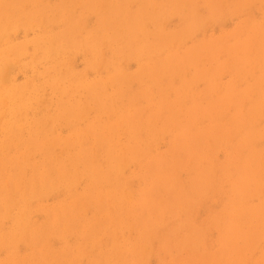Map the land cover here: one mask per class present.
Returning <instances> with one entry per match:
<instances>
[{"label": "rangeland", "instance_id": "rangeland-1", "mask_svg": "<svg viewBox=\"0 0 264 264\" xmlns=\"http://www.w3.org/2000/svg\"><path fill=\"white\" fill-rule=\"evenodd\" d=\"M0 66V264H264V0H0Z\"/></svg>", "mask_w": 264, "mask_h": 264}, {"label": "bare ground", "instance_id": "bare-ground-1", "mask_svg": "<svg viewBox=\"0 0 264 264\" xmlns=\"http://www.w3.org/2000/svg\"><path fill=\"white\" fill-rule=\"evenodd\" d=\"M192 3H193V2H192ZM1 9H2V8H1ZM169 12H170V11H169ZM171 14H172V13H171ZM115 15H117V14L115 13ZM119 15H120V14H119ZM167 16H168V15H167ZM2 17H3V16H2ZM162 17H163V16H162ZM116 18H117V17H116ZM133 20H134V19H133ZM22 22H23V21H22ZM135 22H136V23H135V25H136L135 28H136L137 25L139 24V22H137L136 20H135ZM132 23H133V22H132ZM137 23H138V24H137ZM116 24H117V21H116ZM133 25H134V23H133ZM192 25H193V24H192ZM194 25H195V24H194ZM194 25H193V26H194ZM197 25H198V24H197ZM192 28H193V27H192ZM194 28H195V27H194ZM136 29H138V27H137ZM190 29H191V28H190ZM129 30H132V29L129 28L128 31H129ZM107 32H108V31H107ZM129 32H130V31H129ZM102 35H103V34H102ZM157 40H158V39H157ZM159 42H160V41H159ZM109 43H110V42H109ZM56 47H57V46H56ZM209 51L211 52L210 49H209ZM92 52L94 53V51H92ZM207 53H208V52H207ZM211 55H212V53H211ZM175 59H176V58H175ZM178 59H179V57H178ZM180 62H181V61H180ZM172 63H173V62H172ZM163 64H164V63H163ZM173 64H174L173 67H175L176 62H174ZM173 64H172V65H173ZM177 64H178V60H177ZM4 66H5V65H4ZM162 66H163V65H162ZM177 66L179 67V65H176L175 68H177ZM0 67H1V66H0ZM112 68H113V67H112ZM113 70H114V69H113ZM173 70H174V69H173ZM168 71H170V70H167L166 72H168ZM169 73H170V72H169ZM150 74H151V73H150ZM111 76H112V75H111ZM165 76H168V73H167V75L165 74ZM145 77H147V76H145ZM168 77H170V76H168ZM147 78H148V77H147ZM164 78H165V77H164ZM150 79H151V78H150ZM120 81H122V80H120ZM117 85H118V84H117ZM86 87H87V86H86ZM159 87H161V86H159ZM17 89H18V88H16V91H18ZM97 89H98V88H97ZM117 89H118V88H117ZM12 90H13V89H12ZM3 91H4V90H3ZM103 91L105 92L106 90H103ZM8 93H9V92H8ZM91 93H92V92H91ZM15 94H16V93H15ZM87 94H88V92H87ZM19 98H20V97H19ZM93 98H94V97H93ZM15 99H16V96H15ZM101 99H102V98H101ZM124 99H126V98H124ZM88 100H89V99H88ZM16 101H17V100H16ZM174 102H175V101H174ZM195 102H196V101H195ZM89 103H90V102H89ZM114 103H115V102H114ZM171 104H172V103H171ZM166 105H167V104H166ZM194 105H195V104H194ZM111 106H112V105H111ZM126 106H127V104H126ZM67 107H68V106H67ZM164 107H165V105H164ZM166 107H167V106H166ZM92 108H93V107H92ZM170 108H171V107H170ZM115 109H116V108H115ZM219 109H220V108H219ZM164 110H165V108H164ZM203 110H204V109H202L201 114H203V113H202ZM20 113H21V112H20ZM152 113H153V112H152ZM100 114H101V112L99 113V115H100ZM104 114H106V113L104 112ZM121 114H122V113H121ZM211 114H212V112H211ZM217 114H219V113H217ZM20 115H21V114H20ZM126 115H127V114H126ZM130 115H131V114H130ZM194 115H195V114H194ZM212 115H213V114H212ZM13 116H14V115H13ZM13 116H12V117H13ZM101 116H102V115H101ZM101 116H100V117H101ZM110 116H111V115H110ZM170 116H171V115H170ZM207 116H210V117H211L210 114L207 115ZM107 117H108V116H107ZM121 117H122V116H121ZM196 117H197V116H196ZM119 118H120V117H119ZM119 118H118V119H119ZM130 118H131V117H130ZM130 118H129V119H130ZM120 120H121V119H120ZM127 120H128V119H127ZM133 120H134V119H133ZM202 120H203V119H202ZM217 120H218V119H217ZM121 121H122V120H121ZM121 121H118V123L121 122ZM129 121H130V120H129ZM214 121H215V120H214ZM133 122H134V121H133ZM195 122H196V121H195ZM94 123H95V122H94ZM97 123H98V122H97ZM126 123H127V122H126ZM135 123H136V122H135ZM214 123H215V122H214ZM218 123H219V122H218ZM106 124H107V123H106ZM127 124H129V123H127ZM170 124H171V123H170ZM180 124H181V123H180ZM90 125H92V124H90ZM94 125H95V124H93V127H95ZM125 125H126V124H125ZM137 125H138V124H137ZM146 125H147V124H146ZM88 126H89V125H88ZM110 127H111V125H110ZM130 127H131V126H130ZM196 127H197V125H196ZM87 128H88V127H87ZM89 128H90V127H89ZM121 128H122V127H121ZM126 128H129V127L127 126ZM145 128H146V126H145ZM180 128H181V127H180ZM104 129H105V128H104ZM104 129H103V130H104ZM108 129H109V126H108L107 129H106L107 134H109V132H110V131L108 132ZM110 129H111V128H110ZM110 129H109V130H110ZM196 129H197V128H196ZM87 130H88V129H87ZM90 130H91V129H90ZM94 130H95V129H94ZM94 130H93V131H94ZM128 130H129V129H128ZM203 130H204V128H203ZM210 130H211V129H210ZM11 131H13V130H11ZM11 131H9V132H11ZM93 131H92V132H93ZM106 131H105V132H106ZM124 131H125V130H124ZM205 131H206V130H205ZM214 131H215V130H214ZM44 132H45V131H44ZM101 132H103V131H101ZM146 132H147V131H146ZM189 132H190V131H189ZM192 132H193V131H192ZM215 132H216V131H215ZM215 132H214V134H215ZM13 133H14V132H13ZM87 133H88V132H87ZM90 133H91V132H90ZM90 133H89V134H90ZM119 133H120V132H119ZM131 133H132V131H131ZM182 133H185V132H182ZM190 133H191V132H190ZM190 133H189V134H190ZM201 133H202V132H201ZM209 133H210V132H209ZM101 134H102V133H101ZM101 134H100V135H101ZM105 134H106V133H104V136H102V137H105ZM107 134H106V135H107ZM122 134H123V133H122ZM180 134H181V133H180ZM187 134H188V133H187ZM191 134H192V133H191ZM211 134H213V133L211 132ZM40 135H41V134H40ZM90 135H91V134H90ZM92 135L95 136V134H93V133H92ZM98 135H99V134H98ZM113 135H115V133H114ZM15 136H16V134H15ZM120 136H121V135H120ZM194 136H195V135H194ZM194 136H191V137H192V138H195ZM11 137H12V136H11ZM100 137H101V136H100ZM106 137H107V136H106ZM109 137H110V136H109ZM186 137H187V136H186ZM32 138H33V137H32ZM95 138H96V137H95ZM127 138H128V137H127ZM183 138H184V137H183ZM198 138H199V137H198ZM97 139H98V138H97ZM103 139H104V138H103ZM105 139H106V138H105ZM172 139H173V138H172ZM184 139H185V138H184ZM187 139L189 140L188 137H187ZM187 139H186V140H187ZM202 139H203V138H202ZM205 139H206V138H205ZM28 140H30V139H28ZM93 140H94V139H93ZM128 140H129V139H128ZM136 140H137V139H136ZM190 140H191V139H190ZM104 141H105V140H104ZM114 141H115V140H114ZM137 141H138V140H137ZM192 141L195 142L196 140L193 139ZM192 141H191V142H192ZM199 141H200V140H199ZM201 141H202V140H201ZM21 142H22V141H21ZM182 142H183V141H182ZM185 142H186V141H185ZM29 143H32V142H29ZM99 143H100V142H99ZM99 143H98V144H99ZM101 143H102V142H101ZM113 143H114V142H113ZM134 143H135V142H134ZM171 143H172V142H171ZM187 143H188V142H187ZM192 143H193V142H192ZM197 143H198V141H197ZM107 144H108V143H107ZM115 144H117V143L115 142ZM188 144H189V143H188ZM194 144L196 145V143H194ZM36 145H37V144H36ZM79 145H80V144H79ZM81 145H82V144H81ZM81 145H80V146H81ZM86 145H88V144H86ZM86 145H85V146H86ZM90 145H91V144H90ZM99 145H100V144H99ZM123 145H124V144H123ZM185 145H187V144H185ZM195 145H194V146H195ZM10 146H11V145H10ZM83 146H84V145H83ZM129 146H130V145H129ZM145 146H146V145H145ZM192 146H193V145H192ZM192 146H191V147H192ZM14 147H15V146H14ZM30 147H31V146H30ZM107 147H108V146H107ZM110 147H112V146L109 145V148H110ZM117 147H118V146H117ZM172 147H173V146H172ZM188 147H189V146H188ZM197 147H198V146H197ZM101 148H102V146H101ZM101 148H100V149H101ZM139 148H140V147H139ZM189 148H190V147H189ZM32 149H33V148H32ZM46 149H47V148H46ZM46 149H45V150H46ZM69 149H70V148H69ZM92 149H93V147H92ZM106 149H107V148H106ZM187 149H188V148H187ZM194 149H195V148H194ZM37 150H38V149H37ZM60 150H61V149H60ZM63 150H64V149H63ZM75 150H76V149H75ZM109 150H110V149H109ZM109 150H108V151H109ZM144 150H146V149H144ZM183 150H184V149H183ZM188 150H189V149H188ZM192 150H193V147H192ZM47 151H48V150H47ZM102 151H103V149H102ZM112 151H113V150H112ZM117 151H118V149H117ZM146 151H148V150H146ZM189 151H190V150H189ZM58 152H59V150H58ZM92 152H93V151H92ZM92 152H91V153H92ZM120 152H121V151H120ZM120 152H119V153H120ZM132 152H133V151H132ZM137 152H138V150H137ZM184 152H185V151H184ZM60 153H61V151H60ZM71 153H72V152H71ZM113 153H114V152H113ZM121 153H123V152H121ZM128 153H129V152H128ZM173 153H174V152H173ZM181 153H182V152H181ZM41 154H42V153H41ZM51 154H52V152H51ZM87 154H88V153H87ZM111 154H112V153H111ZM115 154H116V153H114V155H115ZM117 154H118V153H117ZM117 154H116V155H117ZM142 154H143V153H142ZM182 154H183V153H182ZM189 154H190V153H189ZM60 155H61V154H59V156H60ZM114 155H113V156H114ZM119 155H120V154H119ZM131 155H133V154H131ZM131 155H130V156H131ZM145 155H146V154H145ZM171 155H172V154H171ZM48 156H49V155H48ZM48 156H47V157H48ZM54 156H55V155H54ZM62 156H64V155H62ZM111 156H112V155H111ZM86 157H87V156H86ZM187 157H189V156H187ZM72 158H73V157H72ZM112 158H113V157H112ZM128 158H130V157H128ZM136 158H137V157H136ZM150 158H151V157H150ZM92 159H94V158H92ZM123 159H125V158L123 157ZM130 159H131V158H130ZM133 159H135V158H133ZM13 160H14V159H13ZM52 160H53V159H52ZM121 160H122V157H121ZM131 160H132V159H131ZM135 160H136V159H135ZM141 160H142V159H141ZM6 161H8V160L5 159L4 162H6ZM48 161H49V160H48ZM48 161H47V162H48ZM65 161H66V160H65ZM95 161H96V160H95ZM104 161H106V160H104ZM132 161H133V160H132ZM165 161H166V160H165ZM8 162H10V161H8ZM36 162H38V161H36ZM42 162H44V161H42ZM78 162H79V161H78ZM96 162H97V161H96ZM137 162H138V161H137ZM148 162H149V161H148ZM163 162H164V161H163ZM179 162H180V161H179ZM247 162H248V161H247ZM2 163H3V162H2ZM16 163H17V162H16ZM25 163H26V162H25ZM32 163H33V162H32ZM48 163H49V162H48ZM80 163H81V162H80ZM88 163H89V162H88ZM91 163H92V162H91ZM126 163H127V161H126ZM161 163H162V162H161ZM243 163H244V162H243ZM3 164H4V163H3ZM18 164H19V163H18ZM20 164H21V163H20ZM30 164H31V163H30ZM38 164H39V163H38ZM44 164H45V163H44ZM84 164H85V163H84ZM110 164H111V163H110ZM110 164H109V165H110ZM118 164H123V162L118 163ZM149 164H150V162H149ZM163 164H164V163H163ZM163 164H161V165L164 166ZM245 164H246V163H245ZM1 165H2V164H1ZM7 165H8V164H7ZM7 165H6V166H7ZM14 165H15V163H14ZM21 165H22V164H21ZM24 165H25V164H24ZM24 165H23V166H24ZM26 165H27V164H26ZM85 165H86V164H85ZM88 165H89V164H88ZM88 165H86V166H88ZM92 165H94V164H92ZM111 165H112V164H111ZM144 165H145V163H144ZM153 165H154V164H153ZM159 165H160V164H159ZM4 166H5V165H4ZM8 166H9V165H8ZM15 166H17V165H15ZM31 166H32V168H33V165H31ZM31 166H30V167H31ZM37 166H38V165H37ZM86 166H84V167H85V168H84L85 170H86V168H87ZM122 166H123V165H122ZM162 166H161V167H162ZM165 166H166V163H165ZM241 166H242V165H241ZM10 167H11V166H10ZM10 167H9V168H10ZM92 167L95 168L94 166H91V168H92ZM117 167H119V166H117ZM120 167H121V165H120ZM124 167H125V166H124ZM161 167H160V168H161ZM16 168H17V167H16ZM26 168H27V167H26ZM60 168H61V167H60ZM121 168H122V167H121ZM170 168H172V167H170ZM23 169H24V168H23ZM58 169H59V168H58ZM61 169H62V168H61ZM82 169H83V168H82ZM119 169H120V168H119ZM119 169H118V170H119ZM157 169H158V168H157ZM157 169H156V170H157ZM161 169H163V167H162ZM161 169H160V170H161ZM12 170H13V169H12ZM28 170H29V169H28ZM74 170H76V168H75ZM74 170H73V171H74ZM79 170H80V169H79ZM87 170H88V169H87ZM103 170H104V169H103ZM123 170H124V169H123ZM123 170H121V171H123ZM143 170H144V169H143ZM143 170H142V171H143ZM150 170H151V169H150ZM166 170H167V169H166ZM6 171H7V170H6ZM17 171H18V170H17ZM47 171H48V170H47ZM56 171H57V170H56ZM147 171H148V170H147ZM162 171H163V170H161L160 172H162ZM0 172H1V171H0ZM14 172H15V171H14ZM31 172H32V171H31ZM41 172H42V169H41ZM57 172H58V171H57ZM71 172H72V171H71ZM82 172H83V170H82ZM85 172H86V171H85ZM91 172H92V171H91ZM99 172H100V171H99ZM111 172H112V171H111ZM149 172H150V171H149ZM243 172H244V171H243ZM17 173H18V172H17ZM23 173H24V172H23ZM44 173H45V172H44ZM46 173H47V172H46ZM65 173H66V172H65ZM74 173H75V172H74ZM114 173H115V172H114ZM120 173H121V172H120ZM120 173H119V174H120ZM147 173H148V172H147ZM163 173H164V172H163ZM163 173H162V174H163ZM174 173H175V172H174ZM8 174H9V173H8ZM11 174H12V173H11ZM24 174H25V173H24ZM40 174H41V173H40ZM47 174H48V173H47ZM51 174H52V173H51ZM61 174H62V173L57 174V175H59L58 178H60ZM91 174H92V173H91ZM94 174H96L95 171H94ZM100 174H101V173H100ZM102 174H103V173H102ZM112 174H113V173H112ZM143 174H144V173H143ZM65 175H66V174H65ZM77 175H78V174H76V176H77ZM158 175H159V172H158ZM170 175H171V174H170ZM1 176H2V175H1ZM41 176H43V174L40 175L39 178H42ZM45 176H46V175H45ZM81 176H82V174L80 175V177H81ZM87 176H88V175H86V177H87ZM91 176H92V175H91ZM145 176H146V175H145ZM155 176H156V175H155ZM243 176H244V175H243ZM243 176H242V177H243ZM48 177H49V176H48ZM115 177H116V176H115ZM119 177H120V176H119ZM142 177H143V176H142ZM163 177H164V176H163ZM6 178H7V177H6ZM10 178H11V177H10ZM16 178H17V177H16ZM20 178H21V177H20ZM32 178H33V177H32ZM39 178H38V179H39ZM44 178H46V177H44ZM49 178H50V177H49ZM49 178H48V179H49ZM55 178H57V177H55ZM82 178H84V177H81V179H82ZM104 178H106V177H104ZM139 178H140V177H139ZM156 178H158V176H156ZM164 178H165V177H164ZM169 178H170V177H169ZM173 178H175V176H174ZM195 178H196V177H195ZM243 178H244V177H243ZM21 179H22V178H21ZM67 179H68V178H67ZM70 179H71V178H70ZM88 179L90 180L89 177H88ZM92 179H95V178H92ZM98 179H99V178H98ZM98 179H97V180H98ZM117 179H118V178H117ZM121 179H122V178H121ZM137 179H138V178H137ZM145 179H146V178H145ZM150 179H151V178H150ZM15 180H16V179H15ZM42 180H43V179H42ZM46 180H47V179H46ZM49 180H50V179H49ZM58 180H59V179H58ZM65 180H66V179H65ZM78 180H79V179H78V176H77V181H78ZM97 180H94V181H97ZM135 180H136V179H135ZM141 180H142V179H141ZM153 180H154V179H153ZM159 180H160V179H159ZM159 180L157 179V180H155V181H157L158 184H159V183H160ZM194 180H195V179H194ZM22 181H24V183H25L26 180H22ZM22 181H21V182H22ZM40 181H41V180H40ZM47 181H48V180H47ZM53 181H54V180H53ZM71 181H72V180H70V182H71ZM101 181H102V180H101ZM151 181H152V180H151ZM38 182H39V181H38ZM44 182H45V181H44ZM44 182H43V183H44ZM50 182H52V180H51ZM65 182H66V181H65ZM70 182H68V183H70ZM103 182H104V181H103ZM108 182H109V181H108ZM110 182H111V181H110ZM122 182H124V181H122ZM125 182H126V181H125ZM147 182H148V181H147ZM5 183H6V180H5ZM13 183H14V182H13ZM26 183H27V182H26ZM75 183H76V181H75ZM105 183H106V182H105ZM153 183H154V182H153ZM155 183H156V182H155ZM161 183H163V182H161ZM174 183H175V182H174ZM228 183H229V182H228ZM3 184H4V183H3ZM6 184H7V183H6ZM10 184H11V183H10ZM14 184H15V183H14ZM17 184H18V183H17ZM17 184H16V185H17ZM52 184H53V183H52ZM64 184H65V183H64ZM73 184H74V183H73ZM73 184H72V185H73ZM98 184H99V183H98ZM103 184H104V183H103ZM118 184H119V183H118ZM126 184H127V183H126ZM126 184H125V185H126ZM143 184H144V183H143ZM150 184H151V182H150ZM166 184H167V183H166ZM245 184H246V183H245ZM22 185L24 186L23 183H22ZM34 185H35V184H34ZM45 185H46V184H45ZM53 185H54V184H53ZM57 185H58V184H57ZM59 185H60V184H59ZM59 185H58V186H59ZM164 185H165V184H164ZM164 185H163V186H164ZM168 185H169V184H168ZM172 185L174 186V184H172ZM172 185H171V186H172ZM235 185H236V184H235ZM2 186H3V185H2ZM6 186H7V185H6ZM8 186H9V183H8ZM20 186H21V185H20ZM20 186H19V187H20ZM29 186H30V185H29ZM36 186H37V185H36ZM39 186H40V185H39ZM64 186H65V185H64ZM98 186H99V185H98ZM126 186H127V185H126ZM151 186H152V185H151ZM151 186H150V187H151ZM160 186H162V185H160ZM163 186H162V187H163ZM166 186H167V185H166ZM171 186H170V187H171ZM236 186H237V185H236ZM238 186H239V185H238ZM3 187H4V186H3ZM13 187H14V185H13ZM34 187H35V186H34ZM50 187H51V186L49 185V188H50ZM66 187H68V186H66ZM84 187H85V186H84ZM86 187H87V186H86ZM124 187H125V186H124ZM158 187H159V186H158ZM1 188H2V187H1ZM6 188H7V187H6ZM15 188H16V187H15ZM23 188H24V187H23ZM31 188H32V187H31ZM31 188H30V189H31ZM40 188H41V187H40ZM53 188H54V187H53ZM73 188H74V187H73ZM87 188H88V187H87ZM93 188H94V187H93ZM159 188H160V187H159ZM163 188L165 189V187H163ZM163 188H161V189H163ZM166 188H167V187H166ZM171 188H173V187H171ZM9 189H11L10 186H9ZM20 189H21V188H20ZM42 189H43V188H42ZM50 189H51V188H50ZM100 189H101V188H100ZM147 189H148V188H147ZM157 189H158V188H157ZM164 189H163V191H164ZM218 189H219V188H218ZM4 190H5V189H4ZM126 190H127V189H126ZM148 190H149V189H148ZM23 191H24V189H23ZM47 191H48V189H47ZM79 191H80V190H79ZM163 191H162V192H163ZM6 192H7V191H6ZM14 192H15V191H14ZM18 192H19V191H18ZM34 192H35V191H34ZM38 192H39V191H38ZM44 192H45V191H44ZM122 192H124V191H122ZM156 192H157V191H156ZM172 192H173V191H172ZM202 192H203V191H202ZM232 192H233V191H232ZM40 193H41V192H40ZM100 193H101V192H100ZM150 193H151V192H150V190H149V194H150ZM170 193H171V191H170ZM23 194H25V193H23ZM46 194L48 195L49 193H46ZM75 194H76V193H75ZM82 194H83V193H82ZM107 194H110V193H107ZM111 194H112V193H111ZM146 194H147V193H146ZM158 194H159V193H158ZM158 194H157V196H158ZM161 194H162V193H161ZM202 194H203V193H202ZM6 195H7V194H6ZM32 195H33V191H32ZM68 195H69V194H68ZM102 195H103V194H102ZM150 195H151V194H150ZM8 196H10L9 193H8ZM15 196H16V195H15ZM39 196H40V194H39ZM80 196H81V195H80ZM96 196H97V195H96ZM96 196H95V197H96ZM127 196H128V195H127ZM140 196H141V195H140ZM142 196H143V195H142ZM144 196H145V195H144ZM153 196H155V195H153ZM174 196H175V195H174ZM198 196H199V195H197L196 198H198ZM3 197H5V196H3ZM18 197H20V196H18ZM47 197H48V196H47ZM76 197H77V196H76ZM81 197H82V196H81ZM85 197H86V195H85ZM99 197H100V196H99ZM101 197H102V196H101ZM105 197H106V193H105ZM123 197H125V196H123ZM160 197H161V196H160ZM8 198H9V197H8ZM8 198H6V199H8ZM32 198H33V196H32ZM128 198H129V197H128ZM128 198H127V200H128ZM143 198H144V197H143ZM4 199H5V198H3L2 200H4ZM6 199H5V200H6ZM24 199H25V198H24ZM99 199H101V198H99ZM107 199H108V198H107ZM109 199H110V197H109ZM124 199H125V198H124ZM140 199H142V198H140ZM228 199H229V198H228ZM63 200H64V199H63ZM74 200H75V199H74ZM77 200H78V199H77ZM79 200H80V199H79ZM90 200H91V199H90ZM105 200H106V198H105ZM117 200H118V199H117ZM122 200H123V199H122ZM145 200H146V196H145ZM147 200H148V199H147ZM158 200H160V199H158ZM177 200H178V199H177ZM192 200H193V199H192ZM231 200H233V199H231ZM19 201H20V198H19ZM22 201H23V200H22ZM30 201H31V199H30ZM75 201H76V200H75ZM92 201H93V200H92ZM94 201H95V198H94ZM97 201H98V200H97ZM100 201H102V199H101ZM100 201H99V203H101ZM110 201H111V200H110ZM124 201H126V200H124ZM124 201H123V202H124ZM173 201H174V200H173ZM195 201H197V200H195ZM3 202H4V201H3ZM14 202H15V201H14ZM16 202H17V201H16ZM16 202H15V203H16ZM25 202H26V201H25ZM39 202H40V201H39ZM82 202H83V201H82ZM84 202H85V201H84ZM84 202H83V203H84ZM146 202H147V201H146ZM174 202H175V201H174ZM5 203H7V201H5ZM52 203H53V201H52ZM90 203H91V202H90ZM92 203H93V202H92ZM94 203H95V202H94ZM119 203H120V202H119ZM141 203H142V202H141ZM147 203H149V202H147ZM150 203H151V202H150ZM182 203H183V202H182ZM13 204H14V203H13ZM75 204H77V203H75ZM95 204H96V203H95ZM103 204H104V203H103ZM122 204H123V203H122ZM134 204H136L135 201H134ZM169 204H170V203H169ZM177 204H178V203H177ZM180 204H181V203H180ZM180 204H179V205H180ZM4 205H5V204H4ZM41 205H42V203H41ZM59 205H60V204H59ZM85 205H87V204H84V206H85ZM98 205H99L98 207H100V204H98ZM104 205H105V204H104ZM118 205H119V204H118ZM137 205H138V204H137ZM139 205H140V204H139ZM145 205H146V204H145ZM150 205H152V204H150ZM154 205H155V203H153V206H154ZM162 205H163V204H162ZM11 206H13V205H11ZM11 206H10V207H11ZM38 206H39V205H38ZM43 206H44V205H43ZM51 206H53V205H51ZM74 206H75V205H74ZM77 206H79V202H78V205H77ZM77 206H75V207H77ZM108 206H109V204H108ZM132 206L135 207L136 205H135V206L132 205ZM153 206H152V208H153ZM164 206H165L164 208H166V205H164ZM183 206H184V205H183ZM183 206H181V208H182ZM35 207H36V206H35ZM45 207H46V206H45ZM59 207H61V206H59ZM71 207H72V205H71ZM109 207H110V206H109ZM118 207H119V206H118ZM118 207H116V209H117ZM127 207H128V206H127ZM130 207H131V206H130ZM136 207H137V206H136ZM169 207H170V205H169ZM169 207H168V209H169ZM240 207H241V206H240ZM4 208H5V207H4ZM6 208H7V207H6ZM38 208H39V207H38ZM50 208H51V207H50ZM78 208L82 211V212H81V211L78 212V211H79V210H78V211H77L78 214H79V213H82V214H83L85 211L82 210V209H84V208L86 209V208H88V206H86V207H84V208L81 209V205H80ZM107 208H108V207H107ZM149 208L151 209V207H149ZM7 209H9V207H8ZM18 209H19V208H18ZM21 209H22V208H21ZM36 209H37V208H36ZM41 209H42V208H41ZM41 209H40V210H41ZM58 209H59V208H58ZM66 209H67V207H66ZM68 209H69V208H68ZM72 209H73V208H72ZM125 209H127V208H125ZM125 209H124V210H125ZM129 209H132V208H129ZM141 209H142V208H141ZM141 209H140V210H141ZM143 209H144V208H143ZM156 209L159 210L158 208H156ZM160 209H161V207H160ZM170 209H171V208H170ZM174 209H175V208H174ZM69 210H70L69 212H71V209H69ZM96 210H98V209H96ZM109 210H110V208H109ZM114 210H115V209H114ZM145 210H146V209H145ZM248 210H249V209H248ZM6 211H7V210H6ZM8 211H10V210H8ZM49 211H50V210H49ZM61 211H63V210H61ZM64 211H65V210H64ZM64 211H63L62 214H63V215H64V214H67V213L64 212ZM72 211H73V210H72ZM75 211H76V210H75ZM83 211H84V212H83ZM116 211H117V210H116ZM147 211H148V210H147ZM149 211H150V210H149ZM169 211H171V210H169ZM178 211H179V210H178ZM187 211H188V210H187ZM22 212H24V209L22 210ZM36 212H37V210H36ZM42 212H43V211H42ZM73 212H74V211H73ZM99 212H100V211H99ZM111 212H112V211H111ZM111 212H110V213H111ZM118 212H119V211H118ZM132 212H133V211H132ZM150 212H151V211H150ZM182 212H183V211H182ZM255 212H256V211H255ZM6 213H7V212H6ZM8 213H9V212H8ZM18 213H19V212H18ZM28 213H29V212H28ZM34 213H35V212H34ZM34 213H33V214H34ZM39 213H40V212H39ZM172 213H173V212H171V214H172ZM237 213H238V212H237ZM22 214H23V213H22ZM35 214H36V213H35ZM41 214H43V213H41ZM46 214H47V213H46ZM70 214H71V213H70ZM74 214H75V212L73 213V215H74ZM76 214H77V213H76ZM76 214H75V217H76ZM131 214H132V213H131ZM131 214H130V216H131ZM150 214H151V213H150ZM152 214H153V213H152ZM160 214H161V213H160ZM166 214H167V213H166ZM246 214H247V211H246ZM3 215H4V214H3ZM84 215H85V214H84ZM106 215H109V214H106ZM119 215H120V214H119ZM133 215H134V212H133ZM133 215H132V216H133ZM135 215H136V214H135ZM162 215H163V214H162ZM13 216H14V215H13ZM24 216H25V215H24ZM55 216H56V215H55ZM94 216H95V215H94ZM96 216H97V215H96ZM102 216H103V215H102ZM122 216H123V215H122ZM130 216H129V217H130ZM165 216H166V215H165ZM3 217H4V216H3ZM21 217H22V216H21ZM52 217H53V216H52ZM65 217H66V215H65ZM65 217H64V218H65ZM67 217H68V216H67ZM77 217H80V216L78 215ZM81 217H82V215H81ZM81 217H80V218H81ZM83 217H84V216H83ZM112 217H113V216H112ZM135 217H136V216H135ZM148 217H149V216H148ZM151 217H153V215H152ZM158 217H159V215H158ZM187 217H188V216H187ZM70 218H72V216H71ZM86 218H87V217H86ZM109 218H110V217H109ZM113 218H114V217H113ZM131 218H133V217H131ZM139 218H140V217H139ZM165 218H166V217H165ZM170 218H171V217H170ZM183 218H184V217H183ZM2 219H3V218H2ZM4 219H5V218H4ZM6 219H7V218H6ZM19 219H20V217H19ZM21 219H22V218H21ZM56 219H57V218H56ZM65 219H66V218H65ZM76 219H77V218H76ZM133 219H134V218H133ZM133 219H132V220H133ZM162 219H163V218H162ZM175 219H176V218H175ZM52 220H53V218H52ZM57 220H58V219H57ZM78 220H79V219H78ZM82 220H83V219H82ZM110 220L112 221L111 218H110ZM113 220H115V219H113ZM134 220H135V219H134ZM153 220H154V219H153ZM15 221H16V220H15ZM15 221H14V222H15ZM21 221H22V220H21ZM72 221H73V220H72ZM105 221H106V219H105ZM120 221H121V220H120ZM126 221H127V220H126ZM130 221H131V220H130ZM135 221H136V220H135ZM154 221H156V220H154ZM17 222H18V221H17ZM24 222H25V221H24ZM53 222H55V221H53ZM70 222H71V221H70ZM70 222L68 221L67 223L70 224ZM83 222H85V221H83ZM83 222H82V224H83ZM97 222H98V221H97ZM102 222H103V221H102ZM108 222H109V221H108ZM112 222L114 223L115 221H112ZM123 222H124V220H123ZM144 222H145V221H144ZM11 223H12V221H11ZM21 223H22V222H21ZM73 223H75V222H73ZM86 223H88V222H86ZM99 223H100V222H99ZM104 223H105V222H104ZM109 223H110V222H109ZM113 223H112V224H113ZM117 223H118V221H117ZM124 223H125V222H124ZM126 223H127V222H126ZM230 223H231V222H230ZM17 224H18V223H17ZM19 224H20V222H19ZM19 224H18V225H19ZM27 224H28V223H27ZM54 224H57V223H54ZM54 224H53V225H54ZM69 224H68L67 226H69ZM82 224H81V225H82ZM91 224H92V223H91ZM91 224H89L90 226H89V225H87V226L91 227ZM93 224H97V223L95 222V223H93ZM101 224H102V223H101ZM122 224H123V223H122ZM152 224H153V223H152ZM156 224H157V223H156ZM160 224H161V223H160ZM15 225H16V224H15ZM71 225H73V224L71 223L70 226H71ZM117 225H118V224H117ZM162 225H163V224H162ZM0 226H1V225H0ZM19 226H20V225H19ZM83 226L85 227L86 225H83ZM94 226H95V225H94ZM96 226H98V225H96ZM104 226H105V225H104ZM120 226H121V225H120ZM120 226H119V227H120ZM126 226H127V225H126ZM126 226H125V227H126ZM147 226H148V225H147ZM20 227H21V226H20ZM52 227H53V226H52ZM92 227H93V226H92ZM92 227H91V228H92ZM98 227H100V226H98ZM105 227H106V226H105ZM105 227H104V228H105ZM112 227H114V226H112ZM166 227H167V226H166ZM15 228H16V227H15ZM25 228H27V226H26ZM67 228H68V227H67ZM76 228H77V227H76ZM126 228H127V227H126ZM129 228H130V227H129ZM129 228H128V229H129ZM153 228H154V227H153ZM16 229H18V228H16ZM21 229H22V228H20V230H21ZM54 229H56V227H55ZM69 229H70V228H69ZM69 229H67V230H69ZM72 229H73V227H72ZM81 229H82V228H81ZM98 229H99V228H98ZM100 229H101V228H100ZM155 229H156V228H155ZM39 230H40V229H39ZM64 230H65V229H64ZM77 230H78V229H77ZM84 230L89 231L88 228H87V229H84ZM91 230L93 231V229H91ZM94 230H95V228H94ZM96 230H97V227H96ZM103 230H104V229H103ZM105 230H106V229H105ZM107 230H108V229H107ZM118 230H119V228H118ZM236 230H237V229H236ZM21 231H22V230H21ZM70 231H71V230H70ZM87 231H86V233H87ZM160 231H161V230H160ZM160 231H159V233H160ZM202 231H203V230H202ZM202 231H201V232H202ZM7 232H8V231H7ZM38 232H39V231H38ZM62 232H63V231H62ZM62 232H61V233H62ZM64 232H65V231H64ZM66 232H67V231H66ZM68 232H69V231H68ZM68 232H67V234H68ZM82 232H83V231H82ZM93 232H94V231H93ZM113 232H114V231H113ZM125 232H126V231H125ZM237 232H238V231H237ZM3 233H4V232H3ZM18 233H19V231H18ZM20 233H21V232H20ZM31 233H32V232H31ZM31 233H30V234H31ZM71 233H72V232H71ZM94 233H95V232H94ZM135 233H136V232H135ZM176 233H177V232H176ZM15 234H16V232H15ZM40 234H41V232H40ZM62 234H63V233H62ZM62 234H61V236H62ZM87 234H88V233H87ZM105 234H106V233H105ZM113 234H114V233H113ZM9 235H10V234H9ZM23 235H24V234L22 233L21 236L23 237ZM41 235H42V234H41ZM79 235H80V234H79ZM83 235H86L85 232H83V234L80 235V236L82 237ZM90 235H91V234H90ZM97 235H98V234H96V236H97ZM110 235H111V234H110ZM115 235H116V234H115ZM118 235H119V234H118ZM151 235H152V234H151ZM4 236H5V235H4ZM11 236H12V235H11ZM33 236H34V235H32V237H33ZM67 236H68V235H67ZM100 236L102 237L101 234H100ZM107 236H108V235H107ZM107 236H106V237H107ZM111 236H112V235H111ZM139 236H140V235H139ZM234 236H235V235H234ZM12 237H13V236H12ZM53 237H54V236H53ZM64 237H65V236H64ZM84 237H85V236H84ZM115 237H117V236H115ZM118 237H119V236H118ZM148 237H151V236H148ZM235 237H236V236H235ZM0 238H1V236H0ZM13 238H15V235H14ZM68 238H69V236H68ZM90 238H91V237H90ZM137 238H138V237H137ZM140 238H142V236H141ZM177 238H178V237H177ZM34 239H35V238H34ZM81 239H83V238H81ZM81 239H80V240H81ZM85 239H86V237H85ZM85 239H84V240H85ZM100 239H101V238H100ZM105 239H106V238H105ZM113 239H114V238H113ZM113 239H112V240H113ZM118 239H119V238H118ZM148 239H149V238H148ZM148 239H147V240H148ZM179 239H180V238H179ZM188 239H189V238H188ZM17 240H19V239L17 238ZM48 240H49V239H48ZM60 240H61V239H60ZM93 240H95V239H93ZM93 240H92V241H93ZM97 240H98V238H97ZM114 240H115V239H114ZM133 240H134V239H133ZM145 240H146V239H145ZM149 240H151V239H149ZM149 240H148V243H149ZM176 240H177V239H176ZM195 240H196V239H195ZM233 240H234V239H232V241H233ZM235 240H236V239H235ZM2 241H3V240H2ZM86 241H87V240H86ZM106 241H107V240H106ZM118 241H119V240H118ZM18 242H19V241H18ZM30 242H31V241H30ZM97 242H98V245H99L100 242H99V241H97ZM113 242H114V241H112V243H113ZM177 242H178V241H177ZM179 242H181V241H179ZM203 242H204V239H203ZM203 242H202V243H203ZM0 243H1V240H0ZM32 243H33V242H32ZM47 243H48V241H47ZM94 243H95V242H94ZM102 243H103V242H102ZM102 243H101V244H102ZM105 243H106V242H105ZM112 243H111V244H112ZM114 243H115V242H114ZM133 243H134V242H133ZM133 243H132V244H133ZM183 243H184V242H183ZM233 243H235V242L233 241ZM27 244H28V243H27ZM68 244H69V243H68ZM111 244H110V245H111ZM115 244H116V243H115ZM122 244H123V243H122ZM125 244H126V243H125ZM128 244L130 245V243H128ZM128 244H127V245H128ZM141 244H142V243H141ZM144 244H145V243H144ZM179 244H180V243H179ZM203 244H204V243H203ZM4 245H5V244H4ZM120 245H121V244H120ZM133 245H134V247H135V244H133ZM149 245H150V244H149ZM188 245H189V244H188ZM1 246H2V243H1ZM13 246H14V245H13ZM28 246H29V245H28ZM28 246H27V247H28ZM86 246H87V245H86ZM116 246H117V244H116ZM181 246H182V244H181ZM193 246H194V245H193ZM218 246H219V245H218ZM29 247H30V246H29ZM42 247H43V246H42ZM44 247H45V246H44ZM74 247H75V246H74ZM92 247H94V246H92ZM96 247H97V246H96ZM110 247H111V246H110ZM112 247H114V245H112ZM125 247H126V245H125ZM138 247H139V245H138ZM145 247H148V246H145ZM145 247H144V248H145ZM170 247H171V246H170ZM182 247H183V246H182ZM186 247H187V246H186ZM220 247H221V246H220ZM228 247H229V246H228ZM14 248H15V247H14ZM46 248H47V247H46ZM78 248H79V247H78ZM98 248H99V247H98ZM115 248H116V247H115ZM115 248H114V249H115ZM117 248H119V247L117 246ZM126 248H128V247H126ZM131 248H132V247H131ZM131 248H130V249H131ZM165 248H166V247H165ZM168 248H169V246H168ZM184 248H185V247H184ZM191 248H192V247H191ZM0 249H1V248H0ZM32 249H33V248H32ZM64 249H66V248H64ZM64 249H63V250H64ZM109 249H110V248H109ZM112 249H113V248H112ZM112 249H111V250H112ZM128 249H129V248H128ZM147 249H148V248H147ZM149 249H151V248L149 247ZM180 249H181V248H180ZM197 249H198V248H197ZM38 250H39V249H38ZM43 250H44V249H43ZM59 250H60V249H59ZM75 250H76V249H75ZM77 250H78V249H77ZM84 250H85V249H84ZM84 250H83V251H84ZM119 250H120V249H119ZM139 250H140V249H139ZM182 250H183V249H182ZM35 251H37V250H35ZM50 251H51V249H50ZM60 251H61V250H60ZM113 251H114L113 254L115 253V255H116V253H117L118 250H116V252H115V250H113ZM126 251H127V250H126ZM143 251H145V253H146L147 250H144V249H143ZM161 251H162V250H161ZM183 251H185V249H184ZM183 251H182V252H183ZM190 251H191V250H190ZM263 251H264V250H263ZM78 252H80V251H78ZM78 252H77V253H78ZM129 252H130V251H129ZM137 252H138V251H137ZM162 252L164 253V251H162ZM178 252H179V251H178ZM227 252H228V251H227ZM229 252H230V249H229ZM13 253H14V252H13ZM13 253H12V254H13ZM40 253H41V252H40ZM42 253H43V252H42ZM77 253H76V254H77ZM140 253H141V250H140ZM150 253H151V252H150ZM163 253H162V254H163ZM197 253H198V252H197ZM14 254H15V253H14ZM65 254H66V253H65ZM85 254H86V253H85ZM110 254H111V253H110ZM180 254H181V252H180ZM186 254H187V253H186ZM188 254H189V253H188ZM9 255H10V254H9ZM9 255H7V256H9ZM30 255H31V254H30ZM52 255H53V254H52ZM67 255H68V254H67ZM78 255H79V254H78ZM78 255H77V256H78ZM101 255H102V254H101ZM139 255H140V254H139ZM141 255L143 256V254H141ZM175 255H176V254H175ZM204 255H205V252H204ZM50 256H51V255H50ZM69 256H70V255H69ZM84 256H85V255H84ZM108 256H109V255H108ZM112 256H113V255H112ZM142 256H141V257H142ZM145 256H146V255H145ZM16 257H17V256H16ZM21 257H22V256H21ZM73 257H75V254H74ZM90 257H91V256H90ZM120 257H121V256H120ZM123 257H124V256H123ZM202 257L204 258L205 256H202ZM17 258H19V257H17ZM29 258H30V257H29ZM91 258H92V257H91ZM112 258H113V257H112ZM112 258H110L111 261L113 260ZM139 258H140V257H139ZM142 258H143V257H142ZM176 258H178V256H176ZM196 258H197V257H196ZM221 258H222V257H221ZM5 259H6V258H5ZM8 259H9V258H8ZM8 259H6V260H8ZM11 259H13V258L11 257ZM11 259H9V260H11ZM25 259H26V258H25ZM33 259H34V258H33ZM105 259H106V258H105ZM127 259H128V258H127ZM143 259H144V258H143ZM147 259H148V258H147ZM212 259H213V258H212ZM17 260H18V259H17ZM17 260H15V261H17ZM41 260H42V259H41ZM44 260H45V259H44ZM69 260H70V259H69ZM107 260H108V259H107ZM140 260H141V259H140ZM1 261H2V260H1ZM15 261H14V262H15ZM23 261H24V260H23ZM53 261H54V260H53ZM70 261H71V260H70ZM75 261H76V260H75ZM75 261H74V263H75ZM108 261H109V260H108ZM120 261H121V260H120ZM143 261H144V260H143ZM143 261H140V263H142ZM163 261H164V260H163ZM175 261H176V260H175ZM175 261H174V262H175ZM217 261H218V260H217ZM20 262H21V261H20ZM31 262H32V259H31ZM47 262H48V261H47ZM49 262H50V261H49ZM49 262H48V263H49ZM99 262H100V261H99ZM122 262L124 263V261H122ZM144 262H145V261H144ZM178 262H179V261H178ZM182 262H184V261H182ZM210 262H211V260H210ZM210 262H208V263H210ZM1 263H3V261H2ZM4 263H5V262H4ZM8 263H9V261H8ZM16 263H17V262H16ZM55 263H56V262H55ZM77 263H79V262H77ZM95 263H96V262H95ZM97 263H98V262H97ZM10 264H11V263H10ZM27 264H28V263H27ZM36 264H37V262H36ZM45 264H46V263H45ZM72 264H73V263H72ZM75 264H76V263H75ZM89 264H90V262H89ZM93 264H94V263H93ZM118 264H119V263H118ZM142 264H143V263H142ZM144 264H145V263H144ZM179 264H180V263H179ZM182 264H183V263H182Z\"/></svg>", "mask_w": 264, "mask_h": 264}]
</instances>
